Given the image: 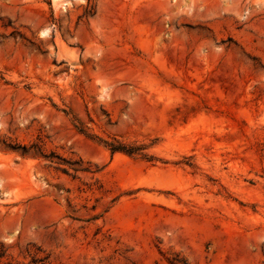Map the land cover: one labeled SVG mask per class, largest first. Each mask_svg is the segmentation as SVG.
I'll use <instances>...</instances> for the list:
<instances>
[{
	"label": "rangeland",
	"instance_id": "rangeland-1",
	"mask_svg": "<svg viewBox=\"0 0 264 264\" xmlns=\"http://www.w3.org/2000/svg\"><path fill=\"white\" fill-rule=\"evenodd\" d=\"M0 264H264V0H0Z\"/></svg>",
	"mask_w": 264,
	"mask_h": 264
},
{
	"label": "trees",
	"instance_id": "trees-1",
	"mask_svg": "<svg viewBox=\"0 0 264 264\" xmlns=\"http://www.w3.org/2000/svg\"><path fill=\"white\" fill-rule=\"evenodd\" d=\"M111 149L113 151L118 150V151H123V152L129 153V154H131L137 150V148H135V147H127V146L123 145L122 143H118L117 145H114L111 143Z\"/></svg>",
	"mask_w": 264,
	"mask_h": 264
}]
</instances>
